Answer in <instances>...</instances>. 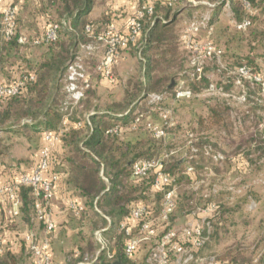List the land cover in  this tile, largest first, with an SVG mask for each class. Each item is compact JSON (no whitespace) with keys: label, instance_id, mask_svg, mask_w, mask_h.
<instances>
[{"label":"rangeland","instance_id":"1","mask_svg":"<svg viewBox=\"0 0 264 264\" xmlns=\"http://www.w3.org/2000/svg\"><path fill=\"white\" fill-rule=\"evenodd\" d=\"M221 1L224 3L223 7L215 9ZM239 1L232 0L230 3V0H202L185 4L193 8L175 18L173 30L168 36L172 45H175L172 48L176 49L166 56L161 66L166 67L169 74L164 86L171 83V89L164 92L165 98L159 103H148L146 91H141L134 111L135 115L143 114L144 117L139 121L141 124L138 125L134 120V123L124 125L122 129V134H128V141L136 152L142 154L141 157L159 161L163 169L174 177L169 188L176 194L175 209L171 214L169 227L178 232V235L191 223L203 228L206 241L199 249L195 250L189 241L180 237L182 246L193 254V259L186 264H210L211 258L217 264H264V89L249 80L238 84L236 75L230 73L245 64L252 73L264 79V5L257 1L261 9L252 26L239 31L234 24L247 15L242 11ZM4 2L5 0H0V5ZM94 2L98 6L103 0ZM141 3L142 0H139L138 6ZM10 4L15 5L12 2H7L6 5ZM32 5V1L25 4L19 20L23 31L34 25L35 13L30 10L33 9ZM125 13L120 9L117 16H124ZM207 13L215 17L213 32L207 34L204 29H200L196 39L212 40L223 50V57L220 59L221 64L207 62L202 74L194 78L190 65L191 52L180 43V32L190 21L197 20L200 23L199 18ZM49 14L52 20L58 16L53 10ZM96 14L98 13L95 12ZM39 22L37 32L39 29L43 32L46 23L42 19ZM130 46L121 51L113 66L114 83L95 72V66L103 54L102 47L92 58L86 59L93 94L90 93L80 106H72L67 119L84 121L86 125L89 111L93 107L102 109L112 101H118L114 99L123 93L128 81L137 79L149 84L143 77L146 66L142 61L144 55ZM46 48V45L12 48L0 62V80L5 82L11 76H17L20 72L18 63L25 64V60L34 62ZM211 85L213 88H210ZM63 88L64 80H60L59 89L52 94L57 105H63L66 100ZM179 88L188 89L193 95L175 100L174 94ZM163 110L169 111L167 123L161 116ZM62 112L64 111L61 110ZM67 119L65 124L62 120L60 130H67ZM147 122L166 127L164 138H154L146 126ZM26 123L31 124L29 117L0 126V183L11 182L19 174L31 172L37 165L41 149L37 141L39 132L29 126L25 127L23 124ZM56 143L53 144V152ZM217 154L221 158L216 159ZM138 195L134 204L149 206L158 228L154 236L144 240L138 235V228L134 227V234L140 239V243L133 257H127L128 264H145L151 249L158 246L164 231L161 222L156 220L162 199L161 192L148 189ZM21 197L19 194L20 203ZM54 197L55 194L51 203ZM9 205L8 201H0V233L5 245V252L0 255V264H33L23 248L19 247L17 252L9 249L5 233L12 229L23 233V236L30 232L39 237L44 234V226L35 218L30 220L21 206L19 215L10 218L6 211ZM208 221L209 226H206ZM2 223L4 228H1ZM93 223L87 215L74 217L68 226L71 230L75 229V232H65L63 228L58 233L54 223V231L50 236L53 264H92L96 260L104 247H101L100 241L103 238L99 232L101 230H98L102 225L94 227ZM111 228L115 229L113 235L117 241L121 239L120 246L123 247L124 234L116 223ZM89 241L94 243L95 249L82 253L81 250L87 248ZM169 257L174 261L177 255L170 251Z\"/></svg>","mask_w":264,"mask_h":264},{"label":"trees","instance_id":"2","mask_svg":"<svg viewBox=\"0 0 264 264\" xmlns=\"http://www.w3.org/2000/svg\"><path fill=\"white\" fill-rule=\"evenodd\" d=\"M197 1L202 0H175L172 5H169L166 0H151L153 12L151 15L146 16L139 39L130 46L137 48L139 53L144 55L142 61L146 63V66L143 69V77L149 84L139 82L137 79L128 81L120 100L113 101V103L102 109L93 107V110L89 111V122L86 125L84 124V127L63 131L59 136V142L64 149L63 161L61 160L59 163L64 162L69 166V181L90 210L83 213V216L87 215L94 222V227L102 225L101 236L105 246L92 264H128V258L124 255L120 246L121 239L116 240L113 235L114 228H103L106 220L95 210V207L118 224L120 219L129 212L134 202L137 201L139 192L145 193L148 189H152V174L140 180H135L132 177V163L147 158L141 157L142 154L136 152L135 147L122 138V129L124 125L134 123L135 118L138 116L134 114V111L138 106L137 102L140 99L141 91H146L147 98L149 94L155 93L152 91L164 89L158 92L162 93L171 89V83L166 87L164 86L169 74L165 69L166 67H161L164 60H166V56L176 49L175 47L172 48L175 45H172L173 43L168 34L173 30L172 25L176 22L175 18L180 17V12L185 14L192 10L191 5L187 7L185 4H192ZM242 1H239L240 7L246 13ZM245 1L253 9L250 15L251 25L249 27H251L254 18L261 9V6L257 5V1L264 5V0ZM230 3H232V0H230ZM93 5L94 0H44L42 7L45 8L44 13L46 15L45 29L50 23L59 25L56 39L47 44L34 45L31 43L33 39L40 38L45 29L41 35L36 33L33 37L26 35L25 31L21 30L22 26L19 23L21 16L18 11L16 30L10 39L6 40L4 38L0 24V62L3 56L12 48L47 46L45 52L40 54L34 62L25 60V64L18 63L17 67L20 72L17 76H11L10 79L5 80V83H11L22 73H32L35 76L33 81L26 84L21 94L0 99V126L29 117L31 124L26 123L23 125L31 127L35 132L58 131L66 112L61 113L62 105H60L61 103L59 105L55 104L52 94L59 89L60 80L61 82L64 80L67 63L73 59L79 45L91 42L93 37L108 24V19L104 16L97 20L88 18ZM223 5L224 3L221 1L215 9L219 10ZM51 10L58 14L55 20H52L49 14ZM214 18V15H211L210 24L214 22ZM86 25L91 27L89 33L85 31ZM21 36H25L28 42H19ZM224 69L226 68L224 67ZM90 93L93 94L92 87L87 91L85 98L78 103V106ZM141 115L144 117L143 114ZM137 124L141 123L138 122ZM114 126H118L120 129L118 134L106 133L109 128ZM51 161H55L56 165L54 167L60 165L56 162L58 161L56 155ZM56 172L59 174L58 171ZM19 194L22 196L21 208L23 212L30 216L31 220L34 218L33 203L35 199L32 189L27 186L22 187ZM82 212L83 210L80 214ZM95 218H97V221H94ZM22 248L26 255L30 257L24 243ZM94 249V243L89 241L87 248L82 249L81 252L93 251ZM9 254L11 253L9 252ZM112 259L114 262L111 261Z\"/></svg>","mask_w":264,"mask_h":264},{"label":"built area","instance_id":"3","mask_svg":"<svg viewBox=\"0 0 264 264\" xmlns=\"http://www.w3.org/2000/svg\"><path fill=\"white\" fill-rule=\"evenodd\" d=\"M175 0H166L169 5H172ZM242 5L246 10V15L242 20L235 22L234 26L237 30H246L251 25L250 15L253 12L250 4L243 0ZM153 6L151 0H142V3L136 8L125 23L123 29L116 27L113 24L106 25L98 34L93 37V40L88 43L80 44L74 57L67 63L64 76V93L66 100L63 102L61 110L66 112L63 118L65 124L67 117L71 113V107L78 105V103L85 98L87 91L92 87L91 73L87 69L86 59L94 56L96 51L102 47L103 54L95 66V72L103 79L110 83L115 82L113 75V66L119 57L121 51L127 49L130 45L136 43L142 32L143 21L146 16L151 15ZM2 26L1 32L6 40L14 35L17 22V6L0 5ZM211 14H203L201 22L197 20L190 21L188 25L181 30L180 40L185 49L191 52L190 65L192 67V76L198 77L202 74L205 64L209 61H215L221 64L220 59L222 50L218 48L212 40H197L196 35L200 29H204L207 34H212L213 25L210 24ZM59 25L57 23H50L45 29L40 38H35L31 41L32 44L38 45L40 43H51L57 37ZM85 31L90 32V25L85 26ZM19 42L26 43L28 39L25 36L19 38ZM230 73L236 75L237 83L243 80H249L259 84L264 89V79L260 75L252 73L247 65H241ZM35 76L32 73H22L13 82L5 83L0 81V99L9 98L11 96L21 94L26 84L33 81ZM210 88H213L211 85ZM192 95L188 89L179 88L175 91L174 99L190 98ZM165 98V93H151L147 96L148 103H159ZM69 109V110H68ZM169 111L163 110L161 116L165 123L168 121ZM142 115L135 118V122L141 120ZM147 128L151 131L154 138L162 139L165 136L166 127L157 126L150 122L146 123ZM62 130L57 132H44L45 144L41 147L39 152V159L36 167L29 173L19 174L11 182L0 184V201H8L10 204L7 208V214L10 218H14L20 213V199L19 191L22 187H31L33 195L35 196L33 203L34 218L44 225V234L37 236L34 233H26L24 235V246L30 254L33 264H53L51 255V239L50 233L54 229V222L50 218L49 207L54 194V189L58 181V174L51 173L46 176L45 173L51 164L53 157V144L59 141V136ZM120 129L118 126L109 128L106 133L118 134ZM215 158H221L219 154ZM152 174V189L161 192L162 199L158 212L157 221L161 222L164 231L161 234L160 241L156 248L151 249L145 264H186L193 259V254L182 246L180 237H183L190 242L192 248L199 249L206 241L203 228L198 224L191 223L178 232L169 227L171 214L175 209L174 190L169 187L173 184V175L166 172L162 164L154 159H139L131 165V175L135 180L147 178ZM70 207L75 212H80L83 207L80 205L70 204ZM157 223L153 218V210L142 203L132 205L129 212L119 222L118 228L125 236V243L123 246V253L126 257H133L139 248L140 239L134 234V227L138 228V235L142 239H150L157 231ZM209 226V221L206 222ZM101 233V231H99ZM101 242L103 248L105 243ZM171 245V247H169ZM192 250V249H191ZM172 251L177 257L174 261L170 260L169 253ZM5 252L4 238L0 233V255ZM111 257V255H109ZM210 264H217L210 260Z\"/></svg>","mask_w":264,"mask_h":264},{"label":"crops","instance_id":"4","mask_svg":"<svg viewBox=\"0 0 264 264\" xmlns=\"http://www.w3.org/2000/svg\"><path fill=\"white\" fill-rule=\"evenodd\" d=\"M32 1L33 2V9H30L32 12L35 13L34 17V25L31 26L29 29H25L27 31V34L31 37H33L36 34H42L41 30L37 32V25L40 24V20L42 19L45 21L46 15L45 11L42 6L44 5V0H5V5L7 2H12L17 6V11L19 12V15L21 16L23 11H24V6L28 2ZM1 4V6H5ZM139 3V0H103L100 5H96L94 2V5L88 15V18L90 20H97L102 18L103 16L108 19V24H113L116 27H119L123 29L125 27V22L126 19L128 18L129 15H131L137 8ZM122 9L123 12H126L124 16H117V11H120ZM95 12L98 14L95 15ZM184 12H180V16H183ZM37 21V23H35ZM26 34V35H27ZM123 55V53H122ZM125 57V56H124ZM107 82V81H106ZM113 84H111L112 86ZM114 86V85H113ZM122 92L118 96L117 99L114 100H120L122 98ZM113 102V101H112ZM89 114V113H88ZM87 115V114H86ZM89 122V118L86 119ZM67 130L72 129V128H82L84 127V121H74L72 119H67ZM66 130V131H67ZM46 132V131H44ZM44 132H39L37 135V141L39 142L40 147H42L45 144L44 140ZM122 138L125 140H130V137L128 136L127 133L122 135ZM54 150V149H53ZM63 146L62 144L58 141L55 144V152H52V155H56L58 161H56L58 164L63 158ZM63 161V160H62ZM130 163V162H129ZM53 164H55V161H52L50 164V168L48 172L45 173L46 176H49L51 173H54L56 171L59 172V179L56 183V188H55V197L54 200L52 201L50 207H49V213H50V218L53 220V222L56 225V233H58L59 230L65 228V232H75V229H70L68 226L69 221H71L72 218H80L83 216V213H87L90 210L88 209L87 205L85 204V201L82 197H80L77 192L74 190L73 186L71 185V182L69 181V166L65 164L64 162L57 167H54ZM2 183V182H1ZM0 183V184H1ZM73 203L75 205H80L83 207V212L80 214V212H75L71 207L70 204ZM95 210L106 220V223L104 224L103 228L104 229H110L111 226L115 225L109 216L103 214L98 208L95 207ZM123 219V217L120 219V221ZM119 221V222H120ZM113 224V225H112ZM119 224V223H118ZM117 224V226H118ZM5 225L3 223L1 224V228H4ZM119 229V228H118ZM71 230V231H70ZM102 230V228L98 229ZM6 237L5 240L6 242L9 243V249L12 252H17L19 250V247L24 243L23 241V233H20L16 230H6L5 233ZM123 251V247H122Z\"/></svg>","mask_w":264,"mask_h":264}]
</instances>
